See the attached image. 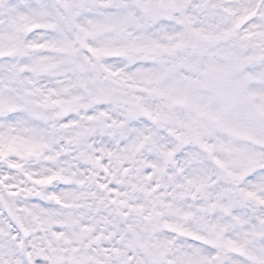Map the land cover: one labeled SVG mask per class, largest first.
Here are the masks:
<instances>
[{"label":"snow or ice","instance_id":"snow-or-ice-1","mask_svg":"<svg viewBox=\"0 0 264 264\" xmlns=\"http://www.w3.org/2000/svg\"><path fill=\"white\" fill-rule=\"evenodd\" d=\"M0 264H264V0H0Z\"/></svg>","mask_w":264,"mask_h":264}]
</instances>
